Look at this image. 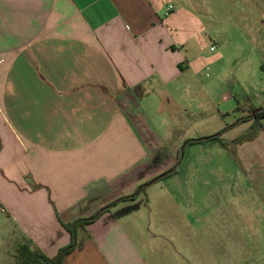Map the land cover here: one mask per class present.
Returning <instances> with one entry per match:
<instances>
[{
	"label": "crops",
	"instance_id": "1",
	"mask_svg": "<svg viewBox=\"0 0 264 264\" xmlns=\"http://www.w3.org/2000/svg\"><path fill=\"white\" fill-rule=\"evenodd\" d=\"M236 1L237 19L223 3L226 33L210 32L221 10L204 0H0V264L56 258L72 242L65 224L170 169L160 157L183 140L226 126L233 145L249 131L264 108V0ZM214 141L202 144L217 156L211 230L183 220L167 229L177 245L125 201L81 229L62 264H264V130L236 154ZM188 232L211 237L195 262Z\"/></svg>",
	"mask_w": 264,
	"mask_h": 264
},
{
	"label": "rangeland",
	"instance_id": "2",
	"mask_svg": "<svg viewBox=\"0 0 264 264\" xmlns=\"http://www.w3.org/2000/svg\"><path fill=\"white\" fill-rule=\"evenodd\" d=\"M229 2L227 5L231 9V13L235 15L238 14L235 11L240 5L236 0H204V6L209 7L210 10H214L216 7L220 8V14L218 18H216V22L213 24H209L210 32L213 31H224V32H233V28L230 26L232 22L229 20L228 15L229 12L226 6L223 3ZM224 9V10H223ZM252 14H254L252 12ZM205 19L209 22L210 18L209 15L205 12L204 14ZM239 16H235L234 18L237 19ZM243 16L241 17V19ZM235 21V20H234ZM207 63L204 61L203 67L205 68ZM210 66V65H209ZM211 68V67H210ZM211 76L209 79L205 78L204 82L210 81L214 75V71L211 69L209 72ZM229 75V73H227ZM229 77H223L227 81ZM231 78V77H230ZM232 82V79H231ZM210 84V83H209ZM233 87H243L238 85V83L233 81ZM207 90L213 92L214 99L217 102H223V91H220L218 88L213 87H206ZM200 98V97H199ZM206 99V96L203 97V100ZM226 108V107H225ZM228 124H231L232 121H227ZM234 122V121H233ZM236 122V121H235ZM223 127V129H225ZM201 137H204L203 135ZM194 138V137H193ZM195 138H198L195 137ZM186 141V140H185ZM183 140L180 141L181 146H184ZM205 147H222V145L218 144V142L210 143L209 141L203 143ZM202 144H195V145H188L185 148L184 156L180 162L178 173L165 178L159 182L154 183L151 185L145 193L139 195L136 199V205L134 208L135 210L139 211L141 217H144L148 225L151 224L153 230H161L160 233L162 236L165 234L167 235L166 238L171 239L172 243L174 242L177 245H185L181 236L178 233L172 231L171 234H168L167 229L180 227L183 224V220L191 224V227H195L198 225L200 228H204V230H211V219H212V207H211V183H212V168L213 165L216 163L214 160L217 159L215 152H205L203 151ZM180 149V148H179ZM178 149V151H179ZM165 151L164 153H166ZM164 154L161 159L170 160L171 165L173 166L177 159H178V152L176 155L169 157ZM169 164V163H167ZM171 166V167H172ZM208 168H207V167ZM158 176V175H157ZM176 197L177 199H172ZM181 204L180 205V202ZM196 208H202L204 220L199 223L195 219V212ZM184 213L187 218L183 217L180 213ZM182 222V223H181ZM184 222V223H185ZM145 224V223H144ZM150 227V225H149ZM183 228V225H182ZM190 232V231H189ZM188 232V253L187 255L192 259V262L196 260V253L193 249L195 245L200 244L202 242L203 246L210 249L211 244V237L204 233L203 237L190 235ZM170 235V236H169ZM163 238V237H161ZM146 244H150L149 241H145ZM154 244H162L160 238H157L154 241ZM154 247V246H153ZM155 248V247H154ZM192 248V249H191ZM153 249V248H152ZM190 250H193L189 252ZM155 258L160 261V254L153 252ZM206 259V254L200 256V258ZM167 258V256H166ZM173 255L170 258L171 264L174 263ZM188 259V257H187Z\"/></svg>",
	"mask_w": 264,
	"mask_h": 264
},
{
	"label": "trees",
	"instance_id": "3",
	"mask_svg": "<svg viewBox=\"0 0 264 264\" xmlns=\"http://www.w3.org/2000/svg\"><path fill=\"white\" fill-rule=\"evenodd\" d=\"M250 117H248V119L250 121H253L251 128L249 129V131L245 134H243L242 136H240L239 138H237L234 142L233 145L228 143L227 141H224L221 139L222 134L229 128L226 127L225 129H223L222 131H220L217 134L211 135V136H204V137H198V138H190L187 139L184 142V146H181L179 151H178V159L176 161V163L167 171L159 174L158 176L152 178L151 180L145 182L144 184H142L141 186H139L134 193H132L131 195H127L124 197H121L115 201H113L112 203L100 208L99 210H97L95 213H93L91 216L87 217V218H82V219H78L72 223L69 224H65V228L71 233L72 235V242L69 246L61 249V251L59 252L58 256L54 259H48L47 257L43 256L41 254V258L42 260L47 263V264H62L64 258L69 255L71 252H73L79 245L78 243V232L81 229H84L86 226L95 223L96 221H98L101 217H103L105 214L109 213L115 206H117L118 204L125 202V201H133L136 200L137 197L139 195H141L142 193H145L146 190L153 185L156 182H159L165 178H168L170 176H173L175 174L178 173L179 170V165L180 162L184 156V152H185V148L188 145H195V144H203L206 143L208 141L211 140H220L221 143L223 144V146L233 152L234 154H236V149H234L235 145L246 142V141H251L254 140L258 133L262 130H264V108L260 111H258V109H252L250 112ZM240 122V121H239Z\"/></svg>",
	"mask_w": 264,
	"mask_h": 264
},
{
	"label": "built area",
	"instance_id": "4",
	"mask_svg": "<svg viewBox=\"0 0 264 264\" xmlns=\"http://www.w3.org/2000/svg\"><path fill=\"white\" fill-rule=\"evenodd\" d=\"M174 8L172 6L168 7L166 15H168Z\"/></svg>",
	"mask_w": 264,
	"mask_h": 264
},
{
	"label": "water",
	"instance_id": "5",
	"mask_svg": "<svg viewBox=\"0 0 264 264\" xmlns=\"http://www.w3.org/2000/svg\"><path fill=\"white\" fill-rule=\"evenodd\" d=\"M260 110H262V109H258V111H260Z\"/></svg>",
	"mask_w": 264,
	"mask_h": 264
}]
</instances>
